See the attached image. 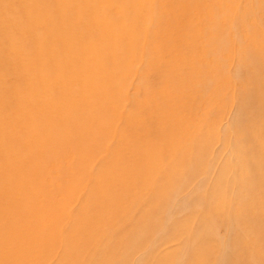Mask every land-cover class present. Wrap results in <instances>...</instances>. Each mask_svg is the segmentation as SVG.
Returning a JSON list of instances; mask_svg holds the SVG:
<instances>
[{
    "label": "bare ground",
    "instance_id": "6f19581e",
    "mask_svg": "<svg viewBox=\"0 0 264 264\" xmlns=\"http://www.w3.org/2000/svg\"><path fill=\"white\" fill-rule=\"evenodd\" d=\"M235 89L250 173L214 196L229 229L259 234L262 256L264 0H0V264L58 251L53 264L126 263L183 147ZM190 243L194 264L208 262L209 248Z\"/></svg>",
    "mask_w": 264,
    "mask_h": 264
},
{
    "label": "rangeland",
    "instance_id": "374dc122",
    "mask_svg": "<svg viewBox=\"0 0 264 264\" xmlns=\"http://www.w3.org/2000/svg\"><path fill=\"white\" fill-rule=\"evenodd\" d=\"M246 27L254 29L255 26L247 24ZM228 30L234 37H237L240 31L235 23H230ZM234 61L225 62L230 81L235 80L233 70L236 62ZM141 64L138 62L136 67H141ZM135 89L136 85L132 82L128 91L133 95ZM235 93L236 89L221 103L222 109L213 117L209 129L204 127L202 134L198 135L199 138L183 147L179 168L172 169L170 178L172 190L164 199V203L156 207L154 223L147 227L145 232L139 234L138 239L144 244L133 248L124 264H155L157 260L162 261V257L164 260L168 259L169 264H194L191 259L193 252L190 241H201L203 248H209L208 252L211 255L207 257L210 259L208 262L207 259L203 261L205 258L203 256V264H226L223 262L228 261L226 252H231V258L238 261V264H264V254L261 256V253L260 255L257 253L259 234L254 236L257 232H251L246 237V233L242 234L236 229L238 224L229 229L227 211L222 210L224 205L214 196L216 193L225 194L228 199L229 193L234 194L237 190L234 186L236 178L245 184L247 181L245 177L250 173L249 169L243 171L241 168L247 162V156H244L233 128L240 124L241 119L234 98ZM181 112L186 115L188 110L183 107ZM246 149L247 147L243 150ZM260 188L264 189V184ZM252 193L243 194L240 190L246 202L250 201V203L254 197ZM77 205L78 201L75 200L70 208L74 209ZM243 217L238 215L235 220L239 221ZM60 224L65 223L60 222ZM121 227L125 231L123 235L130 236V229L125 224ZM157 253L161 254L160 257H155ZM58 254L59 251L52 253L48 258L46 255L44 264H53ZM17 257L12 255L10 259L16 260Z\"/></svg>",
    "mask_w": 264,
    "mask_h": 264
}]
</instances>
